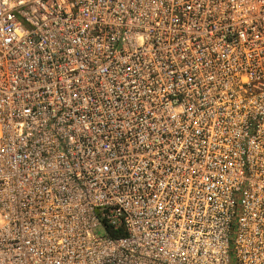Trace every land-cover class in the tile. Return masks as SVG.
Here are the masks:
<instances>
[{
    "label": "built area",
    "instance_id": "1",
    "mask_svg": "<svg viewBox=\"0 0 264 264\" xmlns=\"http://www.w3.org/2000/svg\"><path fill=\"white\" fill-rule=\"evenodd\" d=\"M0 264H264V0H0Z\"/></svg>",
    "mask_w": 264,
    "mask_h": 264
},
{
    "label": "trees",
    "instance_id": "2",
    "mask_svg": "<svg viewBox=\"0 0 264 264\" xmlns=\"http://www.w3.org/2000/svg\"><path fill=\"white\" fill-rule=\"evenodd\" d=\"M112 235H114V234H112ZM115 236V235H114Z\"/></svg>",
    "mask_w": 264,
    "mask_h": 264
}]
</instances>
